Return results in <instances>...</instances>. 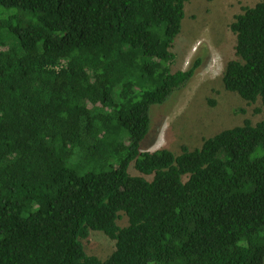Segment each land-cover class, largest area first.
Masks as SVG:
<instances>
[{"label": "trees", "instance_id": "trees-1", "mask_svg": "<svg viewBox=\"0 0 264 264\" xmlns=\"http://www.w3.org/2000/svg\"><path fill=\"white\" fill-rule=\"evenodd\" d=\"M188 1L0 0V264H264V118L141 147L200 64L171 69ZM229 27L224 87L264 103V0Z\"/></svg>", "mask_w": 264, "mask_h": 264}, {"label": "rangeland", "instance_id": "rangeland-1", "mask_svg": "<svg viewBox=\"0 0 264 264\" xmlns=\"http://www.w3.org/2000/svg\"><path fill=\"white\" fill-rule=\"evenodd\" d=\"M260 0H189L185 6L182 29L175 39L171 69H186L200 61L194 75L162 104L150 108V129L142 141L143 150L167 148L175 154L183 145L200 147L204 138L225 128L253 124L264 118L261 99L247 102L238 93L226 90L222 81L227 62L235 57L236 35L230 23L244 6ZM151 64L144 65L138 85L162 84V77ZM131 173L139 174L132 167ZM120 226L127 224L121 214ZM85 251L101 259L115 249V241L102 231H90L82 240Z\"/></svg>", "mask_w": 264, "mask_h": 264}]
</instances>
